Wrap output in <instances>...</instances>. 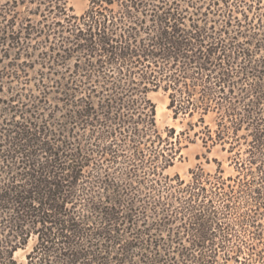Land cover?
I'll use <instances>...</instances> for the list:
<instances>
[{
  "label": "trees",
  "instance_id": "obj_1",
  "mask_svg": "<svg viewBox=\"0 0 264 264\" xmlns=\"http://www.w3.org/2000/svg\"><path fill=\"white\" fill-rule=\"evenodd\" d=\"M2 6L0 63L46 71H0V264H264V0ZM158 90L195 121L160 130ZM197 139L215 169L165 173Z\"/></svg>",
  "mask_w": 264,
  "mask_h": 264
},
{
  "label": "rangeland",
  "instance_id": "obj_2",
  "mask_svg": "<svg viewBox=\"0 0 264 264\" xmlns=\"http://www.w3.org/2000/svg\"><path fill=\"white\" fill-rule=\"evenodd\" d=\"M7 0H1L0 1V11L4 10V6L5 2ZM66 4L67 6L71 7L73 9V12L76 14H80L82 13L87 5H88V0H66ZM15 12L14 15V19H15V25L13 26L14 29H19V27L22 26V21H23V17L28 15L27 12V8L20 6L18 8H16L14 10ZM10 13L6 16L7 19H3L0 16V29L6 28L7 26V20L10 18ZM28 17H31L32 20H34V22L38 21V17L33 16V15H28ZM16 31V30H14ZM41 37H35L32 38L31 41H29V44H37L40 41ZM8 51L10 53V56L6 59H4L1 63H0V71L2 70H7L10 67H8L7 64H9L10 61H12V57L14 55V52L17 51L18 53H20V58H18L17 62L21 63H26L28 65H31L33 61H35V64L32 68H29L27 70H24L25 74L23 76L24 81H33L34 80V76L36 75V73L39 70H44L46 71V69L41 68L38 61L40 56H38L39 54V50H35V52L30 53V56L28 58H26V52L27 51H31L30 49H27V47H23L20 48L19 50H17L16 48H13L11 46V44H6L4 46V48H2V51ZM29 55V54H28ZM48 70V69H47ZM31 83L32 82H26L25 85L28 89L31 88ZM3 85L4 87H8L12 86V85H18V83L16 81H11L9 78L7 79H3ZM11 94V92H6L4 89L0 90V98L4 99L9 97ZM148 97L151 99V101L154 103L155 105V110H156V123L157 126L160 130H163L166 126L171 127L174 126L177 130L181 129L183 126H186V122L187 121H195L196 119V115H194L192 118H186L184 119L183 123H179L178 120H173L172 116H171V112L170 110L167 108V102H168V98L166 96V94H164L162 92V90H158V91H152L148 94ZM1 106H5V104H0ZM8 117V116H7ZM211 115L206 117L207 121L211 120ZM198 129L197 127H195V130ZM204 151V149H202V147L200 146V139H197L195 143H190L187 147L182 149V158L180 160H176L174 162V164L167 168L165 173H168L170 175L174 174V173H179L180 176L184 177L185 179L188 178V170L190 168H194L196 167V165H200V162L202 163L204 169L206 171H213L215 169V163L210 161V163H206L204 158L200 159V153ZM208 157L212 158V157H216L219 160H222V166L225 170V175L232 173V168L230 166H228V162L225 159V153L220 151L219 146H216L212 149V151L210 153H208ZM33 244V240H30L28 245L26 246L25 249H19L14 253V258L17 260L18 263H24L26 261L25 255L26 253L29 251V249L31 248Z\"/></svg>",
  "mask_w": 264,
  "mask_h": 264
}]
</instances>
